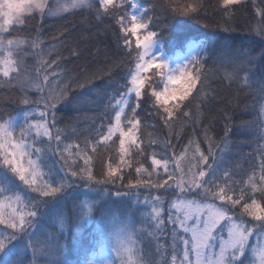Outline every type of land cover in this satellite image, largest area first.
<instances>
[{
  "label": "snow or ice",
  "instance_id": "1",
  "mask_svg": "<svg viewBox=\"0 0 264 264\" xmlns=\"http://www.w3.org/2000/svg\"><path fill=\"white\" fill-rule=\"evenodd\" d=\"M249 9L244 47L223 34ZM77 14L107 21L115 51L103 74L73 82L65 57L48 59L55 45L45 46L42 29L49 17ZM209 15L221 35L166 54L177 25ZM96 79L111 87L104 111L85 129L59 127L58 106H74L70 91ZM213 81L251 97L252 119L235 126L255 145L246 178L234 179L227 114L219 140L208 125L202 142L173 143L178 124L200 126L218 98ZM2 88L19 92L18 110L0 115V264H264V0H0ZM148 118L167 135H140L157 127Z\"/></svg>",
  "mask_w": 264,
  "mask_h": 264
},
{
  "label": "trees",
  "instance_id": "2",
  "mask_svg": "<svg viewBox=\"0 0 264 264\" xmlns=\"http://www.w3.org/2000/svg\"><path fill=\"white\" fill-rule=\"evenodd\" d=\"M251 19V9L249 13H241L238 15L233 25L235 31L230 34L234 38L235 44L247 47L251 42L247 35L248 21ZM218 16L209 15L202 22H190L186 25H177L167 36L168 48H166L167 55H175L178 52H185L186 41L195 36L205 39L211 36L216 39L219 29L216 27L220 23ZM107 21L104 24L97 25L93 17H86L82 14L74 16H67L66 18L49 17L42 29V37L45 46L55 45V51L49 60L56 59L57 55L65 57L60 61L61 66H66V71L63 73L65 77L73 79H83L84 75H91L92 73L103 74L107 70L108 64L111 63L115 51V45L111 41V32L104 34L103 29L107 27ZM202 23L210 25L205 29ZM66 30V32H65ZM61 33H65L61 36ZM59 37V40L53 39ZM76 48L79 51L78 56H71L70 50ZM47 50V49H46ZM30 63H35V60L29 57ZM55 67V66H54ZM55 79V78H52ZM66 82V81H65ZM213 87L218 92V98L214 103L203 109V114L199 117L200 126L196 127L194 123L183 126L182 130L178 124L177 131H181V139L176 140L173 136V143L177 144V149L181 150L184 144H187L189 137L195 136L201 142L203 141V128L211 125L210 135L219 140L223 136V129L225 127V115L230 117L228 120L229 126L233 128L230 134L231 139V155L233 164H239L236 169L237 175L234 179L246 178L249 169L258 164L255 159L254 144L248 143L251 140V135L247 132L236 131L235 126L241 123V120H251L252 114L245 111V105L251 103V97L246 95L245 90L237 89L233 85L231 88L221 86L219 81H213ZM19 92V89L10 90L8 88L0 89V115L7 112L15 113L18 110V105L11 102L14 99L13 92ZM111 92L106 79H96L92 84L84 88H76L70 91V98L74 100V106L70 105L64 107L58 106L57 112L58 126L61 128L75 126L79 129H85L90 126V122L94 117L104 111V104L107 101V93ZM30 95L36 98L39 93L32 92ZM193 118L196 117V108L191 106ZM141 117H147V113H141ZM99 120H97V123ZM149 123H155V129L148 127L142 128L139 133L143 137H147L149 133L155 131L162 137L167 135V131L163 130L162 125L157 121L148 118ZM94 127V125H92ZM83 136L80 137L82 141ZM116 139V137H113ZM206 150L207 145H203ZM253 153L252 157L247 154ZM103 156H98L96 160L97 172L99 173L100 162ZM150 165V161L146 162V166ZM133 175L134 172H133ZM76 249L73 247L71 251L66 250L65 256L67 259L74 260Z\"/></svg>",
  "mask_w": 264,
  "mask_h": 264
},
{
  "label": "rangeland",
  "instance_id": "3",
  "mask_svg": "<svg viewBox=\"0 0 264 264\" xmlns=\"http://www.w3.org/2000/svg\"><path fill=\"white\" fill-rule=\"evenodd\" d=\"M37 22H38V18H37V21H33V25H35ZM132 40H133V46H134V44H135V38H132ZM148 75L149 76H152V73L150 72V73H148ZM158 79H159L158 77L152 76V80H150L149 82L150 83H153V82L158 81ZM160 87H163V85H160ZM149 91H151V89H149ZM143 195H146V193H142L141 199H143Z\"/></svg>",
  "mask_w": 264,
  "mask_h": 264
}]
</instances>
